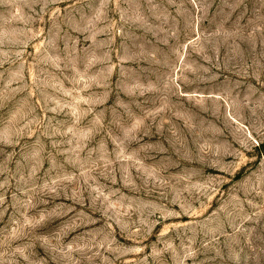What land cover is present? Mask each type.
<instances>
[{
	"label": "rangeland",
	"instance_id": "1",
	"mask_svg": "<svg viewBox=\"0 0 264 264\" xmlns=\"http://www.w3.org/2000/svg\"><path fill=\"white\" fill-rule=\"evenodd\" d=\"M0 264H264V0H0Z\"/></svg>",
	"mask_w": 264,
	"mask_h": 264
}]
</instances>
